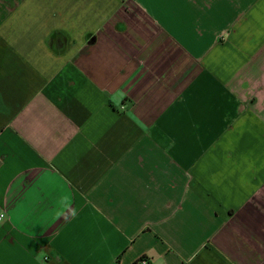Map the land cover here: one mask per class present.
Instances as JSON below:
<instances>
[{
    "label": "crops",
    "instance_id": "1",
    "mask_svg": "<svg viewBox=\"0 0 264 264\" xmlns=\"http://www.w3.org/2000/svg\"><path fill=\"white\" fill-rule=\"evenodd\" d=\"M0 264H264V0H0Z\"/></svg>",
    "mask_w": 264,
    "mask_h": 264
},
{
    "label": "trees",
    "instance_id": "2",
    "mask_svg": "<svg viewBox=\"0 0 264 264\" xmlns=\"http://www.w3.org/2000/svg\"><path fill=\"white\" fill-rule=\"evenodd\" d=\"M141 261H145V263L148 264V262L144 258L139 259V261L137 262V264H140Z\"/></svg>",
    "mask_w": 264,
    "mask_h": 264
},
{
    "label": "built area",
    "instance_id": "3",
    "mask_svg": "<svg viewBox=\"0 0 264 264\" xmlns=\"http://www.w3.org/2000/svg\"><path fill=\"white\" fill-rule=\"evenodd\" d=\"M0 218H2V215H0ZM140 264H146L145 261H141Z\"/></svg>",
    "mask_w": 264,
    "mask_h": 264
}]
</instances>
